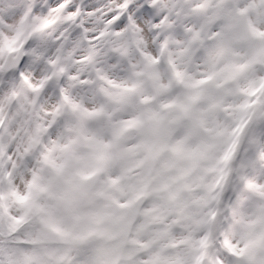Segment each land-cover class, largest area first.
I'll list each match as a JSON object with an SVG mask.
<instances>
[{
    "label": "snow or ice",
    "instance_id": "snow-or-ice-1",
    "mask_svg": "<svg viewBox=\"0 0 264 264\" xmlns=\"http://www.w3.org/2000/svg\"><path fill=\"white\" fill-rule=\"evenodd\" d=\"M0 264H264V0H0Z\"/></svg>",
    "mask_w": 264,
    "mask_h": 264
}]
</instances>
